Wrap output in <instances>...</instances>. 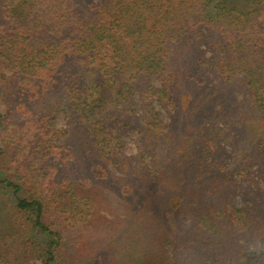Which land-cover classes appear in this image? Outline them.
I'll use <instances>...</instances> for the list:
<instances>
[{"label":"trees","instance_id":"trees-1","mask_svg":"<svg viewBox=\"0 0 264 264\" xmlns=\"http://www.w3.org/2000/svg\"><path fill=\"white\" fill-rule=\"evenodd\" d=\"M0 102V264H264V0H0Z\"/></svg>","mask_w":264,"mask_h":264},{"label":"rangeland","instance_id":"rangeland-1","mask_svg":"<svg viewBox=\"0 0 264 264\" xmlns=\"http://www.w3.org/2000/svg\"><path fill=\"white\" fill-rule=\"evenodd\" d=\"M204 55H206V56L210 55V51L208 49H205ZM152 82L154 85H158V82L156 80L153 79ZM237 97H239V95H237ZM150 102H151L152 108L157 109L161 112V118H163L164 120L169 119V117L166 115V111L163 110L161 108V106L154 99H152ZM145 108L147 111H149L151 109L149 106H146ZM3 110H4V105L0 102V111L3 112ZM138 114L140 115L143 113L139 110ZM54 123L59 128H64L67 126V123L65 122L61 113L57 114ZM177 130H179V129H177ZM129 134L130 133H124L122 135V140L125 143V148H124L125 154H132L135 151L134 146H133V142H132V137ZM0 144H1V141H0ZM236 203L238 204L239 201L236 200ZM113 204H115V202H113ZM102 208L103 209L100 210V213L104 214L105 217L112 219L114 222L111 223L112 224L111 230H106V231L103 230L100 232L101 238H103V240L100 242H98V240H97L95 242V246L98 248L96 253H95L98 255V256L96 255L97 256L96 262L91 259V260L85 261V263L86 264H97V263L98 264H112L113 260H117V259L123 260L122 250L128 251V249H132L135 252L136 256H138L139 251L141 250V247L137 246L135 243H132L133 244L132 247H127L128 243L123 242L124 240H126L125 238L124 239L120 238V240H119V237L118 238H112V239L109 237L111 234V231L113 230L114 224L116 223L117 220H115L116 217L114 216V214L109 213L106 210H104L105 209L104 205H102ZM116 213H118V215H120V211H118ZM63 224L66 225L62 221V224L59 225V228L61 229L62 232L64 231V237L71 236V238L69 239L70 242H72L74 239L78 240L79 233L77 231H75L74 229H72L70 226H63ZM67 238L64 239V241L70 243ZM141 241H142V239L139 240L140 244H141ZM241 243H242L243 249L245 251L251 250V251H255V252H259V251L264 252V242H262V241L254 239V240H250V241L246 242V241L242 240ZM147 250H148V248H146V251ZM144 252H145V250H144Z\"/></svg>","mask_w":264,"mask_h":264}]
</instances>
